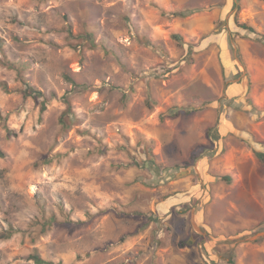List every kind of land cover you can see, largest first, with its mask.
Masks as SVG:
<instances>
[{"label":"rangeland","instance_id":"obj_1","mask_svg":"<svg viewBox=\"0 0 264 264\" xmlns=\"http://www.w3.org/2000/svg\"><path fill=\"white\" fill-rule=\"evenodd\" d=\"M0 83V264H264V0H0Z\"/></svg>","mask_w":264,"mask_h":264},{"label":"trees","instance_id":"obj_2","mask_svg":"<svg viewBox=\"0 0 264 264\" xmlns=\"http://www.w3.org/2000/svg\"><path fill=\"white\" fill-rule=\"evenodd\" d=\"M164 14V13H163ZM173 16L174 17H185L186 15L184 13H181V12H175L173 13ZM242 27L244 29H249V30H252L251 28H248L246 25H242ZM69 35L72 38H74L75 36L73 35V33L71 32V30H69ZM88 39H91V36L88 35L87 36ZM78 38V37H77ZM175 39L177 40H180V37L179 36H175ZM11 69H14L17 71V74H18V77L20 78L22 84L25 86L24 90H23V96L25 99H28V98H31L35 101H40L42 99V102H41V112H44L46 111L47 109V106H46V99H45V94L40 91V90H37L35 89L34 87H32L29 83L26 82V80L24 79V77L21 75L20 71L18 70L17 67L15 66H10ZM0 87L5 91V92H9V88H8V85L6 83H0ZM126 97V96H125ZM155 101L152 99V98H148L147 99V104L149 105V107H152L154 105ZM66 104L68 105V108H67V111L70 112L72 107L70 105V102L66 99ZM64 123V122H63ZM66 125V124H65ZM14 132H9V135H15L13 134ZM0 157H4V153L0 150ZM257 157L262 161L264 162V153H260L258 152L257 153ZM11 234H13L14 232H10ZM31 260L34 261V264H54L53 262L51 261H47V260H44L43 258H41L39 255L37 254H34L33 256H31Z\"/></svg>","mask_w":264,"mask_h":264}]
</instances>
